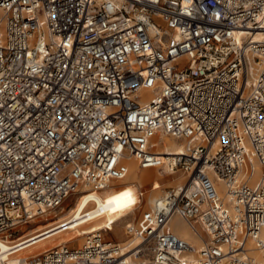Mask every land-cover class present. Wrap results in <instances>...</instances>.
<instances>
[{
    "label": "built area",
    "instance_id": "2783aa9c",
    "mask_svg": "<svg viewBox=\"0 0 264 264\" xmlns=\"http://www.w3.org/2000/svg\"><path fill=\"white\" fill-rule=\"evenodd\" d=\"M156 136L182 144L186 181L124 243L97 231L17 264H260L264 0H0V237L130 160L156 168Z\"/></svg>",
    "mask_w": 264,
    "mask_h": 264
},
{
    "label": "bare ground",
    "instance_id": "6f19581e",
    "mask_svg": "<svg viewBox=\"0 0 264 264\" xmlns=\"http://www.w3.org/2000/svg\"><path fill=\"white\" fill-rule=\"evenodd\" d=\"M153 143L155 146L154 151L156 155H159V165L156 168H153V170H142L139 169L136 161L130 160L128 163L127 175L123 180L116 181L119 184L114 185V182L110 181L105 188L100 190V192L90 189L88 190V188L81 189L83 190V196H80L77 200L71 214L57 223L50 224L44 229H41L40 227L34 228L33 230H30L29 234L18 237L13 241H6L2 239L6 237L0 238V264H17L19 259L28 260L31 257H35L34 254H30V252L34 251L36 248L35 246L39 244L45 245L60 240L56 246L63 244L68 245L75 240H82V238H85V242L87 239L86 229H93V232L91 233H96L97 231L103 230L104 227L113 226L124 217L125 210L122 206H120V204L124 201H128V195L123 194L127 188L140 190L143 189L149 181H151L152 184L159 183L162 179V173L159 172L161 168H163L164 172H166L168 176L181 173L174 172L172 174L170 171L171 166L175 165L174 155L182 154V144L165 136L154 137ZM185 181L186 176L181 173L176 175L167 183L169 185H174L175 187H180ZM159 187L160 185H158L153 193L145 198L146 206L153 205V203L166 192L162 191V194L159 193ZM101 191H107V193L110 192L112 197L103 196L104 192ZM117 195H124L121 196L122 201L119 202L115 198ZM128 210L130 209L128 208ZM84 215H87V217H84ZM41 218L42 217H40V219ZM174 220L180 219L178 217H174L170 221V226ZM180 222L185 225L182 220H180ZM62 226H66L65 231L59 229ZM75 234H77L78 237H75ZM179 234L177 235L181 239L193 245L195 249H199L201 247L202 241L199 236H195L191 233L193 236V238H191L190 233L187 234L184 231H179ZM14 248L17 249L12 251ZM249 249L251 250V256L256 262L260 264L264 263L262 253L260 251L254 250L255 248L253 245H250ZM15 255L24 256V258L15 259Z\"/></svg>",
    "mask_w": 264,
    "mask_h": 264
},
{
    "label": "rangeland",
    "instance_id": "374dc122",
    "mask_svg": "<svg viewBox=\"0 0 264 264\" xmlns=\"http://www.w3.org/2000/svg\"><path fill=\"white\" fill-rule=\"evenodd\" d=\"M177 64H178V67H182L183 65H185V63L183 61H180ZM152 142H154V139L152 140ZM149 170H153V169H149ZM159 172L162 173V179L159 181V183L152 184L151 181H149L143 187V189H140V190H137L135 188L134 189H131V188L126 189L125 193H123V194L128 195V201H124L120 204V206H122V208L125 210L124 211V217L121 220H119L116 224H114L113 226L103 228V230H105L103 235H104L106 240L117 242L119 244L124 243L126 241V237L124 236L125 224L136 221L144 211H146L148 208H150L152 206V205L146 206L145 198L148 195H150L151 193H153L155 191V189L158 187V185H160V187L158 188L159 193H161L162 191L165 192L166 189H168V188L175 187L174 185H169L167 182L170 181L172 178H174L176 175L181 174V173H176L174 175L168 176V174L166 172H164L163 168H161L159 170ZM259 175H260V171H259V169H257L252 183L256 182ZM113 182H114V185L119 184L116 181H113ZM82 191L83 190H80L79 193L68 197L62 203V205H60V207H58L57 209H55L53 211L46 212L45 215L41 216L42 217L41 219H40V217L35 218L30 223L15 228L11 232L12 233L11 237H8L7 239L2 238V237H0V238L4 239L6 241H13L18 237H22V236L29 234L30 230H33L34 228L40 227L41 229H44V228L48 227L50 224L57 223L61 219L65 218L66 216L71 214V212L73 211V209L76 205L77 200L80 198V196H83ZM140 191L142 192V197L138 196ZM101 192H104L103 196H105V197H112L110 192H108V193H107V191H101ZM124 195H117L115 198L120 202V201H122L121 196H124ZM144 206H146V207H144ZM128 208L130 210H128ZM48 222H49V224H48ZM103 230H101V231H103ZM168 231L174 232L177 234H179V231L180 232L184 231L187 234L190 233L191 236L190 235L189 236L191 238H193L191 232L188 230L186 225H184L182 222H180V220H174L172 222L171 226L169 224ZM91 232H93V229H86V236L89 235ZM75 237H78V235L75 234ZM84 240H85V238H82V240H75L74 242L69 243L67 246L77 248V247L83 245ZM59 241L60 240L54 241L50 244H45V245H42V244L36 245L35 250L30 252V254H34V256L40 255V254L50 250L51 248L55 247ZM16 256L17 255H15V259L24 258V256H17V257Z\"/></svg>",
    "mask_w": 264,
    "mask_h": 264
}]
</instances>
